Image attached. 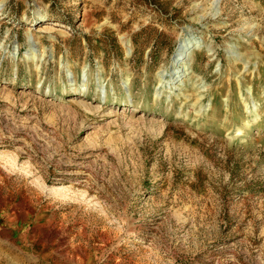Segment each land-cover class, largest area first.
Masks as SVG:
<instances>
[{
  "label": "rangeland",
  "instance_id": "1",
  "mask_svg": "<svg viewBox=\"0 0 264 264\" xmlns=\"http://www.w3.org/2000/svg\"><path fill=\"white\" fill-rule=\"evenodd\" d=\"M0 264H264V0H0Z\"/></svg>",
  "mask_w": 264,
  "mask_h": 264
},
{
  "label": "bare ground",
  "instance_id": "2",
  "mask_svg": "<svg viewBox=\"0 0 264 264\" xmlns=\"http://www.w3.org/2000/svg\"><path fill=\"white\" fill-rule=\"evenodd\" d=\"M187 47H188V45L186 44L179 49V52L176 54V56L174 58V61H177V63H181L183 59L186 60ZM184 52H185V54H184ZM179 73H180V71H179Z\"/></svg>",
  "mask_w": 264,
  "mask_h": 264
}]
</instances>
